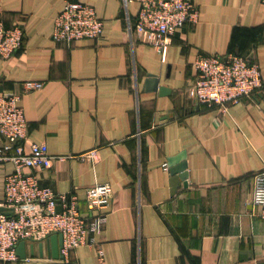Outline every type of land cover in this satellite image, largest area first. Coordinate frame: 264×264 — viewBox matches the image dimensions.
Here are the masks:
<instances>
[{
    "label": "crops",
    "instance_id": "0c3cea01",
    "mask_svg": "<svg viewBox=\"0 0 264 264\" xmlns=\"http://www.w3.org/2000/svg\"><path fill=\"white\" fill-rule=\"evenodd\" d=\"M67 1L94 7L101 37L53 38ZM189 1L197 22L177 29L161 53L128 32L136 1L0 0L4 24L24 30L20 48L0 57V96L20 94L24 150L48 147L40 182L75 193L83 215L88 186L113 190L101 230L66 258L50 256L46 241H27L25 257L0 264L264 262V219L252 204L253 175L264 166V91L225 111L187 93L200 55L243 54L264 76V1ZM148 74L168 92L154 90ZM25 80L42 86L25 92ZM94 147V164L76 157ZM12 168L1 167L0 201ZM182 170L186 178L173 186L172 171Z\"/></svg>",
    "mask_w": 264,
    "mask_h": 264
},
{
    "label": "built area",
    "instance_id": "2783aa9c",
    "mask_svg": "<svg viewBox=\"0 0 264 264\" xmlns=\"http://www.w3.org/2000/svg\"><path fill=\"white\" fill-rule=\"evenodd\" d=\"M139 4L130 34L163 52L177 29L185 23H195L199 17L197 6L189 0H132ZM264 1V0H263ZM103 22L93 6L80 1H67L54 21L52 36L56 40L76 41L101 37ZM23 27L6 26L0 17V57L11 56L22 44ZM195 76L187 89L198 103L217 106L225 111L229 104L264 91V76L257 63L247 56L229 52L224 55H200L193 62ZM41 81L25 80L23 91L39 89ZM20 94L0 96V170L5 162L12 170L5 176L4 197L0 201V261L18 259L17 244L44 242L53 233L62 235L59 249L63 258L74 247L87 244L90 235L98 233L106 219L105 209L112 197L109 183H94L86 188L88 214L79 208L78 196L73 192H56L43 185L35 173L48 167L51 155L45 143L27 140V120L19 105ZM94 164L98 159L96 147L76 155ZM25 168L33 172H25ZM166 168V166H165ZM252 204L256 214L264 219V166L253 175ZM60 206V210L57 207Z\"/></svg>",
    "mask_w": 264,
    "mask_h": 264
},
{
    "label": "water",
    "instance_id": "95a60500",
    "mask_svg": "<svg viewBox=\"0 0 264 264\" xmlns=\"http://www.w3.org/2000/svg\"><path fill=\"white\" fill-rule=\"evenodd\" d=\"M150 78V81L154 83L153 89L158 90L160 94L168 92V88L162 85L158 84V80L154 77L153 74L147 75ZM172 184L175 186L177 184V178L184 180L186 178V173L180 171L179 175L175 171H172ZM60 206L57 207V210H60ZM46 243L48 244V251L49 255L53 258H62V255L60 254V247L62 245V235L60 233H53L49 236V238L46 240ZM33 246V245H32ZM17 255L19 257H25V250H26V242L24 240H20L17 244ZM257 264H264V262L257 263Z\"/></svg>",
    "mask_w": 264,
    "mask_h": 264
}]
</instances>
